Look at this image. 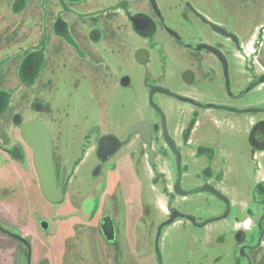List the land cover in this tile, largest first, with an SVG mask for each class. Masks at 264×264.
Listing matches in <instances>:
<instances>
[{
  "label": "flooded vegetation",
  "instance_id": "obj_1",
  "mask_svg": "<svg viewBox=\"0 0 264 264\" xmlns=\"http://www.w3.org/2000/svg\"><path fill=\"white\" fill-rule=\"evenodd\" d=\"M109 9L114 19L107 21ZM253 15L261 21L245 33L242 18ZM112 24L136 42L129 45ZM134 71L139 101L132 93L118 114L101 110L76 140L74 174L88 161L93 211L103 200L113 210L94 225L108 251L93 250L90 264H175L174 242L206 246L212 228L234 264H264V0H0V195L27 190L21 163L34 169L33 153L21 131L40 121L49 132L40 114L52 109L32 97L53 89L51 77L65 86L77 75L129 93ZM78 113L76 124L85 125V112ZM50 136L65 191L69 170L56 167ZM131 145L141 148L151 187L165 202L151 239L134 228L162 212L147 194L137 156H128ZM197 202L207 211L196 213ZM15 205L21 215L31 210ZM104 218L112 239L103 234ZM37 227L44 236L51 228L42 220ZM0 234L24 247L21 264L32 263L28 239L1 225ZM56 254L64 264V253Z\"/></svg>",
  "mask_w": 264,
  "mask_h": 264
},
{
  "label": "rangeland",
  "instance_id": "obj_2",
  "mask_svg": "<svg viewBox=\"0 0 264 264\" xmlns=\"http://www.w3.org/2000/svg\"><path fill=\"white\" fill-rule=\"evenodd\" d=\"M110 9L106 18L107 21L114 19L113 11ZM260 21L261 19L258 15L246 16L242 18L240 28L245 29V33L249 32L254 24L258 25ZM111 29L113 32H117L120 38L129 40V45L136 42L134 38L131 39L130 37L128 39L123 29H117L113 24L110 26ZM246 51H250L249 47ZM125 66L127 67V64ZM132 73L133 89L129 93L121 91L110 93L108 90L106 91L103 84L94 82L93 85H90L83 81L80 76L74 75L69 78L70 81H67L68 84L65 86H61L60 80L51 77L54 84L53 89L39 90L32 97V99L37 98V100L43 101L45 105L47 104L52 109V114L49 109L43 110L40 116L44 118H41V120L54 140L56 167L58 169L66 167L69 172L66 178L65 199L61 204L51 205L46 202L40 193L34 169L28 168V164L25 165L26 163H21V165L25 169L26 174L29 175L25 180L27 182V190H18L16 194L9 197L0 195V203H3L0 205V225L10 231L14 230V232L30 241L32 250L31 264H60L56 253H64L61 256L64 264H90L93 250L95 253L98 250L102 256L108 251L99 236L98 228L94 225L99 218L111 212L112 209L106 207L103 200L102 208L93 211L95 197L90 189L88 161L74 174L73 166L80 156V143L76 140L80 136L79 131L84 129L83 127L87 123L97 122L100 117L98 112L101 110L108 108L109 111L111 110L118 114L120 102H128L132 97V93L134 94L133 99H136L137 102L139 101L136 94L139 91L140 72L134 71ZM59 89H64V91L57 93ZM111 106L113 107L112 109ZM81 111L85 112V116L88 119L85 125L76 124L80 116L78 112ZM29 117L30 115L28 114L27 118ZM35 117L36 115L33 116V118ZM133 150L135 152H132ZM140 150V147L131 145L128 146L127 153L130 158H133V156L136 158L137 156L138 161H140L138 170L142 172L143 177L146 179V188L149 189L147 194L154 203L158 204L162 213L160 218H152L143 227L137 225L134 228L135 232H133L137 235L145 233L151 239L158 220L165 217V202L164 198L156 195V190L151 187L150 178H152V174L147 166L146 157L140 156L142 155ZM137 152H139V155H137ZM261 178H264V175ZM0 179L2 178L0 177ZM11 184L13 185L14 183ZM11 184L9 185L11 186ZM109 187L112 188L110 184ZM14 203H22L23 205L28 203L27 209L31 210L23 211L22 214L24 215H21L19 214L20 211H14L17 208ZM206 205V203L197 202L192 207L196 213L202 214L207 211ZM41 220L50 224V230L45 233L50 239L44 236V233L37 227L38 222ZM60 226H63V233L61 232V235L56 237L55 235L58 234L57 230ZM118 236L119 244L123 246L126 233L123 230H119ZM206 239H208L210 244L205 246L202 242H193V245L188 248H184L185 243L174 242L173 245L175 246L171 248L172 252L175 253L174 263L234 264L235 256L228 252L227 244L224 246L216 245L222 239L219 232L212 228L207 232ZM212 240H214L215 245L211 244ZM24 253L25 249L21 244L9 241L0 234V264H21L25 257Z\"/></svg>",
  "mask_w": 264,
  "mask_h": 264
},
{
  "label": "water",
  "instance_id": "obj_3",
  "mask_svg": "<svg viewBox=\"0 0 264 264\" xmlns=\"http://www.w3.org/2000/svg\"><path fill=\"white\" fill-rule=\"evenodd\" d=\"M21 136L26 145L32 150L33 166L42 196L50 204L62 203L65 194L63 189L64 176L62 175L57 183L52 156V139L49 132L40 121H33L22 129ZM149 154L151 160L153 154L150 151ZM102 231L107 239H112L113 229L107 218L103 220Z\"/></svg>",
  "mask_w": 264,
  "mask_h": 264
}]
</instances>
